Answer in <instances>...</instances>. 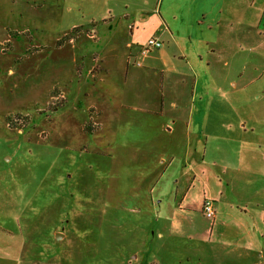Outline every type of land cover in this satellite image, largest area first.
<instances>
[{
	"label": "rangeland",
	"instance_id": "1",
	"mask_svg": "<svg viewBox=\"0 0 264 264\" xmlns=\"http://www.w3.org/2000/svg\"><path fill=\"white\" fill-rule=\"evenodd\" d=\"M125 1L0 0V264H194L208 255V242L189 244L170 226L186 135L170 136V120L146 111L143 122H111L106 133L94 105L110 93L91 78V35L105 38L101 19L122 14ZM112 25L116 42L128 38L118 18ZM240 56L255 61L244 48ZM260 86L251 98L264 99ZM144 150L174 158L155 183L144 182L152 178L149 161H138ZM150 191L161 202L154 211L144 202Z\"/></svg>",
	"mask_w": 264,
	"mask_h": 264
},
{
	"label": "crops",
	"instance_id": "2",
	"mask_svg": "<svg viewBox=\"0 0 264 264\" xmlns=\"http://www.w3.org/2000/svg\"><path fill=\"white\" fill-rule=\"evenodd\" d=\"M115 18L129 33L123 41H115ZM101 22L106 37L91 35L98 48L91 78L110 93L94 103L106 133L111 122H143V111L168 118L164 131L190 141L186 173L170 184L168 208L182 239L210 244L193 263L264 264V99L251 98L252 87L264 82V0H128L122 14L109 12ZM153 37L163 47L145 56L142 47ZM243 48L254 62L240 56ZM126 108L135 111L125 120ZM147 153L156 152L144 150L138 161H149L152 178L144 182L155 183L174 158ZM152 193L144 202L154 211L161 202ZM206 200L213 202V219L203 213Z\"/></svg>",
	"mask_w": 264,
	"mask_h": 264
},
{
	"label": "built area",
	"instance_id": "3",
	"mask_svg": "<svg viewBox=\"0 0 264 264\" xmlns=\"http://www.w3.org/2000/svg\"><path fill=\"white\" fill-rule=\"evenodd\" d=\"M163 47V42L160 41L158 38L153 37L150 38L147 43L142 47V54L147 55L153 49H160ZM203 213L204 215L209 218L213 219L215 216V210L213 207V202L211 200H206L203 204Z\"/></svg>",
	"mask_w": 264,
	"mask_h": 264
}]
</instances>
